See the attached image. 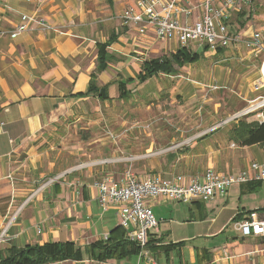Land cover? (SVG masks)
Listing matches in <instances>:
<instances>
[{
  "label": "crops",
  "instance_id": "crops-1",
  "mask_svg": "<svg viewBox=\"0 0 264 264\" xmlns=\"http://www.w3.org/2000/svg\"><path fill=\"white\" fill-rule=\"evenodd\" d=\"M250 1L243 9L246 19H252L251 12L255 11L254 0ZM197 3L185 1L192 7ZM130 4V0H44L41 5L33 0H1L0 28L10 30L19 22L18 13L36 11L59 31L41 33L33 28L15 39L0 40V235L4 232L0 259L26 246L69 242L80 251L81 259L51 264H137V256L100 262L90 249L105 241L114 229L122 228L117 206L110 204L103 210L94 187L106 177L119 181L124 174L121 165L68 166V159L60 157L65 154L60 145L69 136L64 133L66 127L86 119L96 98L86 95L92 74L97 86L106 88L113 99L118 96V82L132 79L128 85L139 84L135 77L142 63L151 60L146 53L166 49L171 54L178 48L175 42L153 38L145 40L146 48L141 47L144 42L120 26V15ZM198 14L194 12L192 21ZM254 31L250 23L238 35L248 37ZM110 36L116 40L107 52L115 61L97 72V46ZM233 48L239 52L244 46L239 43ZM67 153L77 157V152ZM164 165L166 169L174 167ZM51 174L58 179L43 183ZM167 174L168 179L175 176ZM254 189L233 185L224 196L205 203L154 202L152 212L159 226L149 234L154 241L160 239L158 245L163 250L149 254L158 264H264V237H243L232 228L238 214L257 211L264 217V207L236 203ZM161 208L168 210L167 218ZM228 228L232 232L227 234Z\"/></svg>",
  "mask_w": 264,
  "mask_h": 264
},
{
  "label": "rangeland",
  "instance_id": "rangeland-1",
  "mask_svg": "<svg viewBox=\"0 0 264 264\" xmlns=\"http://www.w3.org/2000/svg\"><path fill=\"white\" fill-rule=\"evenodd\" d=\"M252 7L255 9L251 12L252 19H246L247 14L241 17V12L229 22V30L238 35L244 29L238 21H244L245 26L251 23L254 30L261 31L264 44V0H254ZM233 47L234 43L214 54L197 48V54L201 55L198 62L180 69L175 67L173 74H159L143 85H128L132 93L127 101L119 100L117 95L104 102L93 98L87 118L66 127L64 133L69 136L60 145L65 153L60 157L68 159V166L121 165V172L130 171L137 178L163 179H168L167 172L197 176L216 165L219 173L227 174L237 173L251 162L264 164V145L240 147L234 138L241 119L247 125L260 124L262 120L252 114L223 123L246 108L251 100L264 95V88L254 90L264 52L254 57L245 47L239 52ZM169 54L165 49L146 56L158 59ZM126 67L135 75L131 66ZM199 146L203 148L197 150ZM68 150L77 152V157L69 155ZM176 151L177 159L167 164V153ZM165 163L174 166L173 169H166ZM189 169L193 172L188 174ZM53 179L58 178L51 174L43 183ZM236 203L263 208L264 183L250 195L239 197ZM180 208L185 210L186 206ZM160 212L167 218L168 210L161 208ZM230 232L228 228L226 233Z\"/></svg>",
  "mask_w": 264,
  "mask_h": 264
},
{
  "label": "built area",
  "instance_id": "built-area-1",
  "mask_svg": "<svg viewBox=\"0 0 264 264\" xmlns=\"http://www.w3.org/2000/svg\"><path fill=\"white\" fill-rule=\"evenodd\" d=\"M41 5L44 0H33ZM131 4L120 15V26L131 30L134 37L142 40L153 38L157 41L175 42L178 48L193 50L207 48L208 53H216L219 49L228 48L233 43L242 44L249 55L257 57L264 52L261 31H254L248 37L232 35L229 21L243 12L251 4L250 0H198L192 7L187 0H130ZM31 2V0H27ZM1 4V0H0ZM8 9L6 6H2ZM198 11V16L193 14ZM19 22L12 29L0 28L2 38L15 39L21 33L33 28L41 33L58 32L59 30L41 17L36 11L18 13ZM264 88V58L259 66V79L254 90ZM256 114L264 121V95L251 100L248 106L233 119L244 118ZM49 180L46 184L54 182ZM264 183V164L251 162L247 168L237 173L221 174L213 168H206L202 175H177L171 179L156 176L135 177L126 171L119 181L105 178L94 184L98 191V202L103 210L110 204L118 208L121 227L127 237L141 248L137 255V264L145 261L158 264L145 249L150 231H157L159 221L152 212V205L158 200L191 204L207 202L216 196H224L233 185ZM232 228L243 237H264V217L257 212H250L243 218L232 223ZM4 232L1 233L0 239Z\"/></svg>",
  "mask_w": 264,
  "mask_h": 264
},
{
  "label": "trees",
  "instance_id": "trees-1",
  "mask_svg": "<svg viewBox=\"0 0 264 264\" xmlns=\"http://www.w3.org/2000/svg\"><path fill=\"white\" fill-rule=\"evenodd\" d=\"M243 14L245 13L242 12L241 17ZM238 23L240 28H244V21H238ZM115 40L116 38L114 36H110L106 43L97 46V72H103L107 68L108 63L115 61L114 57L107 52V48ZM221 50L223 49H219L216 53ZM203 52L206 53L207 48H204ZM200 58L201 55L197 54V52L192 53L187 49L178 48L174 53L167 56L147 60L142 63L140 72L135 78L139 84H144L159 74L171 75L176 71L175 67L180 69L184 66L194 64L198 62ZM132 82V79H127L117 83V98L119 100L127 101L131 97V91L127 89V85ZM86 95L94 96L102 102L110 99L107 89L97 86L96 76L94 74L90 77ZM234 135L240 147L262 145L264 144V121L260 124L247 125L244 120L241 119L238 121V128L234 130ZM175 154H178V151L167 153V164L173 163L177 159L178 156ZM260 184L261 183L247 184V186H251L254 189ZM250 212L257 211L238 214L233 218L232 222L240 220L243 214ZM160 243V239L154 241L149 234L145 249L154 254L163 250V247L158 245ZM90 249L94 259L100 262L109 259H129L137 256L141 251V248L136 242L127 239L122 228L119 227L111 231L105 241L93 244ZM81 257L80 251L75 248L73 243H53L42 246H26L23 249L15 250L9 257L0 259V264H51L65 260H80Z\"/></svg>",
  "mask_w": 264,
  "mask_h": 264
}]
</instances>
